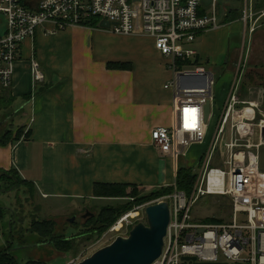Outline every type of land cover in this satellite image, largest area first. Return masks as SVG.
<instances>
[{"label": "crops", "instance_id": "obj_1", "mask_svg": "<svg viewBox=\"0 0 264 264\" xmlns=\"http://www.w3.org/2000/svg\"><path fill=\"white\" fill-rule=\"evenodd\" d=\"M259 1L264 0L253 1V6ZM237 12L229 10L219 28L199 34L190 44L197 51L198 64L210 65V70L223 66L226 94L217 108H222L240 74L241 98L253 100L243 91L261 88L264 106V17L253 34L249 31L248 45L243 42L234 47ZM248 27L244 25L245 32ZM121 36L140 42L146 56L153 58L147 61L150 69L142 59L131 61L128 54L119 59L105 54L103 43ZM142 38L148 40L146 45ZM92 39L96 45L88 42ZM33 58L45 74L42 82L34 79ZM110 63L132 66L110 67ZM166 63L150 35H119L78 26L54 35L39 31L26 41L15 63L12 86L0 84V101L12 111L4 124L13 118V127L25 128L27 137L0 145V170L13 171L25 180L20 185L29 186L34 199L40 198L38 204L35 199L39 215L59 218L71 206L73 216L97 207L91 200L123 198L99 196L96 189L103 184H135L151 190L175 184L180 160L174 164L170 156L163 155L150 135L155 126L170 125L173 120V94L165 87L171 78ZM23 116L24 121L17 124ZM190 153L189 160L200 155L192 149ZM0 185V193L7 191L1 180Z\"/></svg>", "mask_w": 264, "mask_h": 264}, {"label": "built area", "instance_id": "obj_2", "mask_svg": "<svg viewBox=\"0 0 264 264\" xmlns=\"http://www.w3.org/2000/svg\"><path fill=\"white\" fill-rule=\"evenodd\" d=\"M217 9L218 0L210 4L205 0H0L5 18L0 30L3 87L12 86L23 46L39 31L54 35L70 27L90 26L119 35H150L167 59L171 78L165 87L173 94V120L151 130L152 143L175 164L187 158L193 146L207 143L208 147L192 160L193 166L198 161L201 165L191 194L175 182L171 194L154 200L170 203L171 220L162 254L152 264H264V170L259 155L264 147L263 103L241 98L240 74L222 108H217L215 74L196 62L197 51L190 45L199 34L221 26ZM262 17L264 10H254L251 0H246L242 18L252 34ZM102 21L110 27H102ZM30 66L35 81H44L39 61L31 59ZM181 75L192 76V81L182 85ZM210 119L215 122L212 134L207 128ZM205 195L227 197L232 221L190 223L193 205ZM145 208L141 204L123 214L108 231L119 232ZM240 214L247 216L245 221L239 222Z\"/></svg>", "mask_w": 264, "mask_h": 264}, {"label": "rangeland", "instance_id": "obj_3", "mask_svg": "<svg viewBox=\"0 0 264 264\" xmlns=\"http://www.w3.org/2000/svg\"><path fill=\"white\" fill-rule=\"evenodd\" d=\"M251 0V3L253 4ZM212 0H205V3L210 4ZM246 0H218V9L217 16L219 23H223L226 19V13L231 9H238L237 19L234 20L235 23L239 26L237 33L232 35V41L234 47H240L245 42V46L248 45L250 37L249 30L245 32L244 20L242 15L245 9ZM256 11L263 6L264 1H259L255 3ZM261 5V6H260ZM264 9V8H261ZM211 12V9L208 12ZM263 11V10H261ZM0 30L4 29L5 18L0 14ZM225 19V20H224ZM224 20V21H223ZM223 21V22H222ZM264 25V23H263ZM91 45H96L97 42L95 39L88 41ZM141 42H144L146 45L148 40L142 38ZM139 41L135 40L132 37L121 36L120 38L114 39L112 42H104V51L109 57H114L119 59L123 54L130 55V60L135 63V59H142L145 61V65L150 69L149 59H153L152 56H146L145 49L142 45H138ZM240 45V46H239ZM113 58V59H114ZM137 61V60H136ZM137 63V62H136ZM128 67L132 66V63L127 64ZM168 70V63H166ZM210 66V65H209ZM209 66L206 67L209 69ZM212 66V65H211ZM141 68V65L139 66ZM138 68V69H139ZM215 74V84L213 85V91L215 93L216 99L214 102L217 106H220L221 100L225 98V87L222 84L221 77H224L223 66H217L212 68ZM1 86V85H0ZM245 96L248 95L249 98L253 99L255 102L263 103L261 88H251L250 92L248 90L243 91ZM4 108V106H2ZM25 117H20L17 124L23 122ZM169 121V120H168ZM210 133L215 130L214 119H210L208 126ZM208 144H199L192 148L193 153H205ZM189 155H192L189 153ZM260 155V165L261 169L264 170V147L259 151ZM193 158L192 160H194ZM192 160H189L186 157L180 158L179 167H189L193 168L194 173L200 171L201 162L196 163L195 166L192 165ZM175 164V163H174ZM215 165H219L218 161L215 162ZM175 168V167H174ZM174 182V181H173ZM172 182V183H173ZM172 186V184L168 185ZM14 187L17 189H9L5 192L0 193V206L3 212V217H1L0 212V251L4 250L6 247H11L10 252L15 256V258L20 262H25L30 259L40 260L44 263L50 264H76L82 261L84 258L93 254L96 250L101 247H104L115 240L119 235L127 236L130 229L138 221H146L145 209L139 210V215L136 218H130V225L125 224V226L119 232L106 231L103 235L98 236L92 232H88V229L92 226H89L88 221L93 220L94 217H99L101 213L99 208L103 207H121L129 204V198H117L115 200L103 199V200H91V204L94 203V206L91 209H88L84 212H79L76 215L71 216L73 212L69 211L72 209L71 206H68L62 215L59 218H48L44 219L39 215L38 210L35 208V199L36 204L40 201V198L36 196L34 199L33 191L29 186H24L16 184ZM140 188V187H139ZM141 194L144 196L147 193H154L156 189H148L141 187ZM1 191V190H0ZM156 199V198H155ZM154 200V199H152ZM148 201L145 204L154 203V201ZM8 208H4V206ZM234 214L230 201L227 197L221 195H205L200 198L194 205L191 211L190 223L193 224H205V223H222L232 221ZM73 222L69 221L74 218ZM245 214H240L238 216L239 222L246 220ZM44 220L54 222V235L57 236H67L71 243L73 244L72 248L68 251H62L54 248L49 242H43L41 236L37 233H32V226L39 224ZM95 223V221H94ZM32 231V232H31Z\"/></svg>", "mask_w": 264, "mask_h": 264}, {"label": "trees", "instance_id": "obj_4", "mask_svg": "<svg viewBox=\"0 0 264 264\" xmlns=\"http://www.w3.org/2000/svg\"><path fill=\"white\" fill-rule=\"evenodd\" d=\"M94 23H98V19L94 20ZM118 67L124 68L127 66L125 63H121L119 65L111 64L110 67ZM4 106V108H2ZM8 105L0 101V145H7L9 142H14L15 140L20 139L22 136L27 137V132L23 127H13L12 119L8 125L4 124L9 117H12V111L7 110ZM4 111L2 114L1 111ZM13 177L15 180L12 182L10 177ZM196 179V174L193 171V168H187L184 166L178 167L176 184L178 189L185 191L187 194H191L193 189V184ZM0 180L4 182L6 190L11 189L16 184H21L22 181L20 177L14 175L12 172H5L0 170ZM111 190L109 189V187ZM99 189H96V192L99 193V196H109V197H123L131 199L129 204L121 207H103L101 209V213L99 217L92 218L93 220L88 221L89 226L92 225L88 232H92L93 234H97L98 236L103 235L106 231H108L117 220L125 213L133 210L136 206L147 203L148 201L154 199H158L162 196L169 195L174 191V186H167L158 189L154 193H147L144 196L141 194V189L138 185L130 184V185H112V184H103ZM2 185H0V190ZM156 198V199H155ZM152 200V201H154ZM1 209V206H0ZM1 212V217H3V212ZM95 221V223H94ZM33 231V232H32ZM32 233H37L41 236V240L44 242H49L54 248L58 250H62L68 252L73 244L71 243V238L69 239L67 236H57L54 235V222L44 220L39 222V224H35L32 226ZM11 247H6L4 250L0 251V264H50L44 263L40 260L30 259L25 262L18 261L15 256L10 252Z\"/></svg>", "mask_w": 264, "mask_h": 264}, {"label": "water", "instance_id": "obj_5", "mask_svg": "<svg viewBox=\"0 0 264 264\" xmlns=\"http://www.w3.org/2000/svg\"><path fill=\"white\" fill-rule=\"evenodd\" d=\"M102 27H110L102 21ZM192 76L181 75L182 85L192 81ZM210 114V102L205 106V118ZM264 136V135H263ZM146 221H138L127 236L119 235L110 244L99 248L76 264H152L162 254L165 237L171 220L170 203L167 200L150 203L145 208ZM72 218L69 221L73 222ZM189 257H186V259ZM201 264V263H194ZM228 264V263H202Z\"/></svg>", "mask_w": 264, "mask_h": 264}]
</instances>
